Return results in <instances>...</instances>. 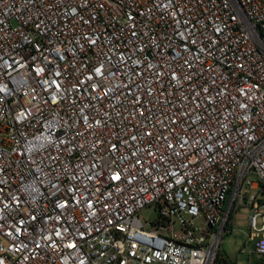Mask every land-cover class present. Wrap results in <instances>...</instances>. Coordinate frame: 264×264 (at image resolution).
Returning a JSON list of instances; mask_svg holds the SVG:
<instances>
[{"label":"built area","instance_id":"built-area-1","mask_svg":"<svg viewBox=\"0 0 264 264\" xmlns=\"http://www.w3.org/2000/svg\"><path fill=\"white\" fill-rule=\"evenodd\" d=\"M243 208L264 264V0H0V264H236Z\"/></svg>","mask_w":264,"mask_h":264},{"label":"rangeland","instance_id":"rangeland-1","mask_svg":"<svg viewBox=\"0 0 264 264\" xmlns=\"http://www.w3.org/2000/svg\"><path fill=\"white\" fill-rule=\"evenodd\" d=\"M156 216L153 209H145L140 213V217L143 220L149 221ZM249 212L243 208L239 211V218L236 219L235 230L232 234H229L222 243L221 246V258L224 261H231L236 264H248L249 258L247 254H241L240 251L250 250L252 251L253 244L247 243V218ZM196 224L202 229H205V223L202 219L196 221ZM1 242V238H0ZM261 257H253L252 263L259 264Z\"/></svg>","mask_w":264,"mask_h":264}]
</instances>
